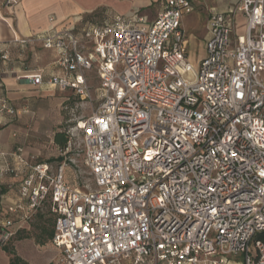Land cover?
Wrapping results in <instances>:
<instances>
[{"label":"built area","instance_id":"built-area-1","mask_svg":"<svg viewBox=\"0 0 264 264\" xmlns=\"http://www.w3.org/2000/svg\"><path fill=\"white\" fill-rule=\"evenodd\" d=\"M146 1L158 6L150 21L51 25L0 47V122L18 114L1 81L10 45L18 78L95 104L75 126L85 181L66 159L0 150V179L16 190L0 205V246L47 209L56 264H264V0ZM198 7L208 36L194 65L183 17ZM34 45L56 51V73L27 67Z\"/></svg>","mask_w":264,"mask_h":264},{"label":"crops","instance_id":"crops-1","mask_svg":"<svg viewBox=\"0 0 264 264\" xmlns=\"http://www.w3.org/2000/svg\"><path fill=\"white\" fill-rule=\"evenodd\" d=\"M119 1L120 0H113L112 2H106V0H19V3L14 7L0 5V47H5L7 41L16 36L37 33L46 30L51 25L56 28L70 25L77 26L80 24V21L83 20L82 16L84 13L93 8L105 5L118 8ZM153 4L155 3H149L147 1L146 5L152 6ZM156 7L158 8L157 5ZM116 14L125 16L135 15L123 13ZM150 20L152 19L149 18L148 21ZM183 25L186 28L185 22ZM207 36L208 34L206 31L205 40ZM204 45L205 41L203 44V55L205 52ZM9 49L11 52V61L4 66V71L1 73V81L6 96L11 104L18 110V114L12 122L9 121L6 116L1 117L0 150L10 151L18 146H22L25 155L34 156L37 161H47L42 160L40 155H36L35 153L41 154L42 146H44L42 145L43 141L49 136V132L52 133V136L54 132H56V129L52 127L53 113L51 109L46 106H48L52 100L54 90L57 89L48 88L43 85H34L25 79L18 78L20 68L17 62V46L10 45ZM187 51L189 56L188 45ZM203 55L201 57H203ZM26 59V64L29 69L37 67L43 68L46 75L56 73L59 70L55 63L56 51L54 49H44L38 45L31 46L26 51ZM199 59L192 60L190 58L194 65H197ZM49 110L50 115L48 116ZM12 181L13 180L9 177L0 179V205H7L15 200L16 190L15 188H9ZM28 223L29 222L21 225L15 224L12 228L14 234L10 239H12L19 230L26 229ZM28 240L27 238L17 239L15 237L13 242L14 249L16 254L29 264H37L35 262L36 258L34 257L37 253L36 244ZM54 248L57 251L56 256L54 255L57 261L60 252L57 247L54 246ZM9 260L10 255L0 246V264H8ZM228 264H232L230 259Z\"/></svg>","mask_w":264,"mask_h":264},{"label":"rangeland","instance_id":"rangeland-1","mask_svg":"<svg viewBox=\"0 0 264 264\" xmlns=\"http://www.w3.org/2000/svg\"><path fill=\"white\" fill-rule=\"evenodd\" d=\"M113 0H106V2H112ZM146 0H120L118 2V8L112 6H99L83 14V19L89 22L99 23L112 17L116 13L123 14H135L137 16L146 17L147 19H153L156 16L158 8L155 4L147 6ZM213 6L220 7L219 1L211 0ZM117 8V9H116ZM206 11L202 8H196L193 12L185 15L183 21L186 26V42L189 50V57L192 60H197L203 55V44L206 37ZM242 29L237 26V33L241 34ZM93 71L88 72L89 82L92 86L96 85V79ZM45 100V99H44ZM43 100V101H44ZM50 108L53 113L52 127L57 131L64 133L67 139L66 148L61 149L54 141L53 136L55 134L49 132V136L43 141L42 151L40 155L42 160L51 162H57L59 157L66 159L70 164V178L72 180L85 181L87 178L86 167L83 162V156L79 153L80 149V134L75 129L77 122L81 121L84 117L89 115L95 107L89 103L82 102L78 97H75L71 91L65 90L61 92L54 90L52 100L46 106ZM48 113V112H47ZM50 115V110L49 114ZM74 133V134H73ZM73 135L72 138H69ZM70 144L68 145V143ZM53 159V160H52ZM61 159V160H62ZM45 209H43L44 211ZM49 219V220H45ZM51 215L45 214L44 218H41L39 214L35 215L28 223L26 229L19 230L12 239L8 241V244L13 245L16 235L29 239L36 244L37 253L34 255L37 264H56L57 251L55 250L51 240L46 241L44 244H38L35 242L36 236L40 234V226H45L47 229L52 227ZM32 243V242H30ZM29 251V249H28ZM232 264H240L243 261V255L229 256Z\"/></svg>","mask_w":264,"mask_h":264},{"label":"trees","instance_id":"trees-1","mask_svg":"<svg viewBox=\"0 0 264 264\" xmlns=\"http://www.w3.org/2000/svg\"><path fill=\"white\" fill-rule=\"evenodd\" d=\"M54 141L61 149H64L66 147L67 139H66V136L64 135V133H62L61 131L55 132ZM61 159L62 158L59 157V159H57V160L60 161ZM37 214H39L41 218H44L45 214L51 215V217H52V220H51L52 227L50 229H47L45 226H40L39 227L40 228V234L38 236H36V238H35L36 243L44 244L46 241L52 239L55 219H54V216L47 209H45L44 211L40 210L35 215H37ZM45 220H49V219L45 218ZM259 236H260V238H262L264 240V233L259 234ZM16 238L21 239L23 237L16 235ZM1 248L6 253H8L10 255V260H9L8 264H29L27 261H25L20 256H18L16 254L14 247L13 246L11 247V245H9L8 243L1 246Z\"/></svg>","mask_w":264,"mask_h":264}]
</instances>
